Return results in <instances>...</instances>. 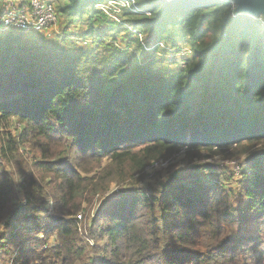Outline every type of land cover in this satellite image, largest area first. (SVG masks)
I'll return each mask as SVG.
<instances>
[{
  "label": "trees",
  "instance_id": "trees-1",
  "mask_svg": "<svg viewBox=\"0 0 264 264\" xmlns=\"http://www.w3.org/2000/svg\"><path fill=\"white\" fill-rule=\"evenodd\" d=\"M56 2L90 49L0 34V264H264V22L223 0Z\"/></svg>",
  "mask_w": 264,
  "mask_h": 264
},
{
  "label": "rangeland",
  "instance_id": "rangeland-1",
  "mask_svg": "<svg viewBox=\"0 0 264 264\" xmlns=\"http://www.w3.org/2000/svg\"><path fill=\"white\" fill-rule=\"evenodd\" d=\"M4 1H7V0H3V1L0 0V10H5V7H4L5 2ZM51 2H53L54 6L57 7L56 0H53ZM118 2L117 3L116 2L111 3V4H109V6L112 7L113 10H116V14L118 13L117 15H121V10L116 8L119 5ZM121 6H123V5L121 4ZM103 9L105 11H107L106 7H103ZM108 13H110L109 10H108ZM59 14H60V16H59L60 19H59V23H58L57 27L55 28V31L52 33V35L50 37L46 38L47 40H45V41L46 42H54L55 40L59 39L58 37H62V38L68 37L69 39L76 41L78 43V45H80L82 48L90 49L92 42L94 40L89 38L88 36H85V31L87 29V26L84 24H79V23H78L79 24L78 25L77 20L70 22L65 15H62L60 12H59ZM249 15H251L252 17L258 16L255 14L254 15L249 14ZM110 17L116 18L115 16H110ZM259 19H261V21L264 22V15H260ZM117 21H118V19H117ZM68 27H69V29H68ZM95 27H96V31H100V32L107 31V28H105L104 26L96 25ZM63 29H65V30H63ZM63 31L66 32L67 34H64ZM57 34H59L61 36H59V35L57 36ZM105 39L108 41H114L113 39H111L109 37H107ZM116 43L119 47L126 48V41L124 40L123 35L120 34L119 39H118V41H116ZM189 49L190 48L187 47L186 45H181L180 48H178L177 50H173L174 51L173 54L169 50L168 54H166L163 57V59L166 62L164 67L172 69V68H174L173 65H175V63H178V64L182 63L184 60L183 57H185V55H188ZM208 163L215 164L216 162L210 161ZM201 165H203V164H201ZM233 165L234 166L232 168V171H233L234 176L232 175V178L234 179V181H239V179H240L239 174H240L241 170L237 164H233ZM187 171H188V169L182 163L181 159H179L177 161V163L174 164V166L169 165V163L158 164V165L153 166L149 170V177L147 178V180L144 182L143 185H145L146 187L150 186L149 188H152V189H153V187H155V188L160 187V185H159L160 182L165 183L167 181V179H169L170 177H172L173 175L178 174V173H182V174L186 175ZM205 180H206V183H209L210 181H212L214 179L211 176H209V178H205ZM215 182L216 181H214V183ZM187 183H194V180H190V182H187ZM161 187L159 189H162ZM50 241H51V243L54 244L56 240H55V238H52ZM37 264H47V263L40 261Z\"/></svg>",
  "mask_w": 264,
  "mask_h": 264
},
{
  "label": "built area",
  "instance_id": "built-area-1",
  "mask_svg": "<svg viewBox=\"0 0 264 264\" xmlns=\"http://www.w3.org/2000/svg\"><path fill=\"white\" fill-rule=\"evenodd\" d=\"M4 2L5 10H0V34L16 30L48 38L59 23L57 9L52 3L44 0H7Z\"/></svg>",
  "mask_w": 264,
  "mask_h": 264
},
{
  "label": "water",
  "instance_id": "water-1",
  "mask_svg": "<svg viewBox=\"0 0 264 264\" xmlns=\"http://www.w3.org/2000/svg\"><path fill=\"white\" fill-rule=\"evenodd\" d=\"M234 3L237 11L244 14L264 15V0H223ZM257 16V17H258Z\"/></svg>",
  "mask_w": 264,
  "mask_h": 264
}]
</instances>
